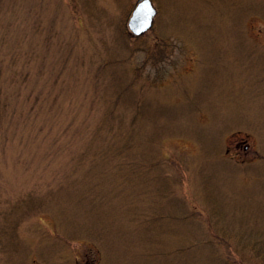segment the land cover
<instances>
[{"label":"rangeland","instance_id":"374dc122","mask_svg":"<svg viewBox=\"0 0 264 264\" xmlns=\"http://www.w3.org/2000/svg\"><path fill=\"white\" fill-rule=\"evenodd\" d=\"M135 1L0 0V264H264V0Z\"/></svg>","mask_w":264,"mask_h":264},{"label":"water","instance_id":"95a60500","mask_svg":"<svg viewBox=\"0 0 264 264\" xmlns=\"http://www.w3.org/2000/svg\"><path fill=\"white\" fill-rule=\"evenodd\" d=\"M156 14V8L151 0H136L127 19V26L134 35L148 30Z\"/></svg>","mask_w":264,"mask_h":264},{"label":"trees","instance_id":"16d2710c","mask_svg":"<svg viewBox=\"0 0 264 264\" xmlns=\"http://www.w3.org/2000/svg\"><path fill=\"white\" fill-rule=\"evenodd\" d=\"M9 249V248H8ZM4 250V249H3ZM5 251V250H4Z\"/></svg>","mask_w":264,"mask_h":264}]
</instances>
